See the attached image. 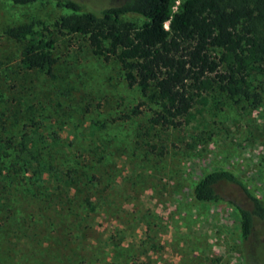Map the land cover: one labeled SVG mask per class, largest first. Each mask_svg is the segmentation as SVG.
I'll list each match as a JSON object with an SVG mask.
<instances>
[{
	"label": "rangeland",
	"instance_id": "rangeland-1",
	"mask_svg": "<svg viewBox=\"0 0 264 264\" xmlns=\"http://www.w3.org/2000/svg\"><path fill=\"white\" fill-rule=\"evenodd\" d=\"M74 1L87 10L122 2ZM71 14L50 0H0V154L26 140L32 164L21 185L0 171L8 264H264V220L243 241L231 202H249L235 184L219 186L220 203L193 196L204 173L226 168L264 203V71L249 81L256 97L214 86L187 123L153 125L157 102L129 85L118 58L57 29ZM20 26L54 40L50 71L22 69L29 35L9 33Z\"/></svg>",
	"mask_w": 264,
	"mask_h": 264
},
{
	"label": "trees",
	"instance_id": "trees-1",
	"mask_svg": "<svg viewBox=\"0 0 264 264\" xmlns=\"http://www.w3.org/2000/svg\"><path fill=\"white\" fill-rule=\"evenodd\" d=\"M9 1L27 6L41 0ZM50 1L72 13L55 23L59 31L83 34L96 54L107 59L116 56L129 85L157 102L158 109L150 117L153 125L187 123L195 103L214 86L225 89L233 99L257 96L249 86L253 76L264 71V0H182L178 5V0H122L98 10H87L74 0ZM129 15L140 18L141 25L124 21ZM9 33L20 38L29 35L20 57L23 70L50 71L53 39L28 26ZM143 105L132 114H141ZM25 142L9 141L0 154L1 173L19 185L32 166L24 156L29 152ZM43 151L33 158L42 160ZM222 183L235 184L249 202V207L231 202L239 212L241 237L247 242L255 221L264 220V203L233 171H207L194 184L193 196L200 202L220 203ZM10 253L7 243L0 245V262L8 264Z\"/></svg>",
	"mask_w": 264,
	"mask_h": 264
}]
</instances>
